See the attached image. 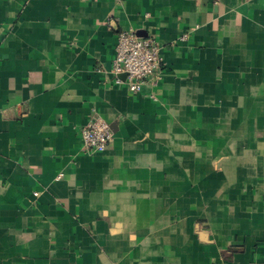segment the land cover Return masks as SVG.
<instances>
[{"label":"crops","instance_id":"obj_1","mask_svg":"<svg viewBox=\"0 0 264 264\" xmlns=\"http://www.w3.org/2000/svg\"><path fill=\"white\" fill-rule=\"evenodd\" d=\"M129 28L163 58L137 94L112 70ZM94 112L114 139L89 154ZM254 261L264 0H0V264Z\"/></svg>","mask_w":264,"mask_h":264},{"label":"built area","instance_id":"obj_2","mask_svg":"<svg viewBox=\"0 0 264 264\" xmlns=\"http://www.w3.org/2000/svg\"><path fill=\"white\" fill-rule=\"evenodd\" d=\"M187 34L182 36L185 39ZM161 47L153 36H141L136 29H123L118 33L112 70L117 75L115 82L125 84L129 91L137 94L144 84L154 76L162 63ZM124 74L125 78L119 76ZM83 150L89 154L104 152L114 139V130L105 118L94 112L82 126ZM38 195V193H35ZM250 264H264L254 261Z\"/></svg>","mask_w":264,"mask_h":264},{"label":"water","instance_id":"obj_3","mask_svg":"<svg viewBox=\"0 0 264 264\" xmlns=\"http://www.w3.org/2000/svg\"><path fill=\"white\" fill-rule=\"evenodd\" d=\"M141 32H138V34L140 35Z\"/></svg>","mask_w":264,"mask_h":264}]
</instances>
